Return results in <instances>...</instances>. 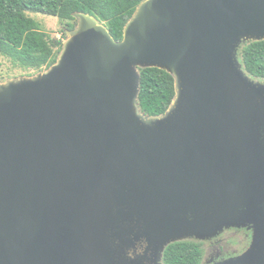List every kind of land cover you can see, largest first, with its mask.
Returning a JSON list of instances; mask_svg holds the SVG:
<instances>
[{
    "label": "water",
    "instance_id": "water-1",
    "mask_svg": "<svg viewBox=\"0 0 264 264\" xmlns=\"http://www.w3.org/2000/svg\"><path fill=\"white\" fill-rule=\"evenodd\" d=\"M75 18L53 66L0 84V264H163L264 233V83L238 59L264 0H146L121 41ZM141 67L175 79L163 115L139 107Z\"/></svg>",
    "mask_w": 264,
    "mask_h": 264
},
{
    "label": "trees",
    "instance_id": "trees-1",
    "mask_svg": "<svg viewBox=\"0 0 264 264\" xmlns=\"http://www.w3.org/2000/svg\"><path fill=\"white\" fill-rule=\"evenodd\" d=\"M146 0H0V55L23 70L40 72L53 66L60 55L68 30L77 25L75 15L89 14L109 29L116 41L123 40L124 29L137 8ZM31 14L58 18L63 37H52ZM244 71L264 80V40L245 44L240 51ZM139 107L143 114H165L175 96V79L159 68L141 70ZM202 244L192 241L170 245L164 264H202Z\"/></svg>",
    "mask_w": 264,
    "mask_h": 264
},
{
    "label": "rangeland",
    "instance_id": "rangeland-1",
    "mask_svg": "<svg viewBox=\"0 0 264 264\" xmlns=\"http://www.w3.org/2000/svg\"><path fill=\"white\" fill-rule=\"evenodd\" d=\"M31 17H33L35 20H37L41 24L43 30L45 32H47L48 34H50L52 37H57V38L63 37V30L65 28H64L63 24L59 21L58 18L49 17V16H45L42 14H31ZM63 39H64L63 41L65 44L68 40V35L66 34L63 37ZM249 42H252L251 39L250 40H243L240 43V45L238 46L239 62H241L240 61V51H241L242 47ZM139 70L141 72V70H144V68L141 67V68H139ZM44 71L45 70L37 72L34 70H23L21 68H17L16 66H14L13 62L10 59L0 55V84H4L8 81L19 80V79L26 78L29 76H36L38 73H41ZM252 79H254V78H252ZM254 81L264 83V80L254 79ZM232 229H236V228H232ZM239 229H241V228H239ZM225 232H226V229L221 234H219L217 237H215L213 239L206 240V242L200 241V239H198V238H196V240H193V239L187 240V241H192V242H197V243L202 244V249H203V253H204L202 264H207V261H208V254L207 253H208V250L210 247H217L218 245H220L219 247L222 248V247H225L226 244H228V251L225 250V251H227L226 252L227 254L228 253L233 254V253H236L237 251L241 252L242 247L247 242V236H246L248 234L247 231H242L239 233H235V232H237L236 230L231 231V232H227V233H225ZM187 241H185V242H187ZM238 242H240V244H237ZM215 249L218 250V248H214V252H215ZM223 251L224 250H222V252ZM246 252H244L243 254H245ZM211 257H213V256H211ZM219 257L220 256H218V258ZM230 261H232V260H230ZM163 264H164V262H163ZM219 264H222V263H219Z\"/></svg>",
    "mask_w": 264,
    "mask_h": 264
},
{
    "label": "flooded vegetation",
    "instance_id": "flooded-vegetation-1",
    "mask_svg": "<svg viewBox=\"0 0 264 264\" xmlns=\"http://www.w3.org/2000/svg\"><path fill=\"white\" fill-rule=\"evenodd\" d=\"M234 230L237 231L235 233H239L242 231H247V233H248L246 235L247 236V242L242 247L241 252L237 251L236 253H233V254H230V253L227 254L226 252L228 251V244H226V246L222 247V248L219 247L220 245H218L217 247H210L208 250V253H207L208 254L207 264H219V263L226 264V262H228L230 260L236 261V260L240 259V257L243 255V253L248 251V250L253 251L248 263L235 262L233 264H264V233H261V235L258 236L255 228L252 226L250 228H241V229L236 228V229L226 230L225 233L231 232ZM237 244H240V242H238ZM214 248H218V250L215 249V252H214ZM222 250H224V251L222 252ZM225 250H227V251H225ZM211 256H213V257H211ZM218 256H220V257L218 258Z\"/></svg>",
    "mask_w": 264,
    "mask_h": 264
}]
</instances>
